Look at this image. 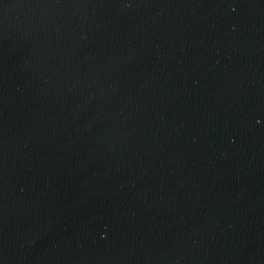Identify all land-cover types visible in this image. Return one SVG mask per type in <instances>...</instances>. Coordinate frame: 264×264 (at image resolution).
<instances>
[{
    "label": "water",
    "instance_id": "1",
    "mask_svg": "<svg viewBox=\"0 0 264 264\" xmlns=\"http://www.w3.org/2000/svg\"><path fill=\"white\" fill-rule=\"evenodd\" d=\"M0 264H264V0H0Z\"/></svg>",
    "mask_w": 264,
    "mask_h": 264
}]
</instances>
